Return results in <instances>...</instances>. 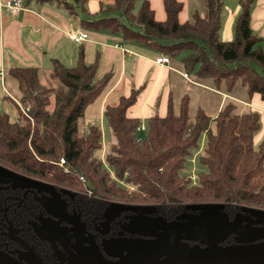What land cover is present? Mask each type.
Listing matches in <instances>:
<instances>
[{
  "label": "trees",
  "instance_id": "16d2710c",
  "mask_svg": "<svg viewBox=\"0 0 264 264\" xmlns=\"http://www.w3.org/2000/svg\"><path fill=\"white\" fill-rule=\"evenodd\" d=\"M137 1L113 0L101 9L106 17L83 23L119 33L123 41L156 49L168 59L180 58L186 75L215 91L232 96L239 88L264 103V53L261 38L250 28L253 0L241 2L231 42L219 40L224 0H203V16L194 13L183 23L178 20L182 4L177 0H163L166 17L161 22L146 0L135 13ZM116 13L125 23L113 16ZM40 71L24 66L5 73L16 84L18 114L11 120L0 113L1 164L69 188L87 189L92 197L154 204L169 213L191 203H222L229 216L239 207L264 210V136L257 149L253 141L261 126L257 112L240 113L239 105L227 99L213 117L201 107L191 116L188 94L177 106L171 94L166 115L148 118L146 134L139 138L141 121L127 115L137 97L132 91L103 109L114 142L101 161L95 157L102 147L99 126L82 127L87 106L103 88L95 79L96 64L85 63L79 51L72 67L52 60L46 82ZM203 136L201 168L192 181L184 167Z\"/></svg>",
  "mask_w": 264,
  "mask_h": 264
},
{
  "label": "crops",
  "instance_id": "0c3cea01",
  "mask_svg": "<svg viewBox=\"0 0 264 264\" xmlns=\"http://www.w3.org/2000/svg\"><path fill=\"white\" fill-rule=\"evenodd\" d=\"M21 1L23 8L17 13H11L0 6V113L8 114L6 103L12 104L16 110L18 106V100L10 95L14 86L16 91V84L5 74L9 68L30 66L48 72L54 59L66 67H72L78 59L79 51H82L85 63L96 64V81L103 83L100 94L85 110L82 127L83 123L89 127L97 125L102 132L103 124H106L102 114L105 106L116 105L121 97L136 91L135 103L128 109L127 115L141 121L138 136L143 129L146 134V120L154 115H166L171 94L177 106L182 95L188 94L192 102L193 92H197L199 100L195 103L196 108L201 107L206 111L211 100H216L215 109L209 116L213 117L227 99L239 105L240 113L249 110L257 112L261 129L254 136V143L264 136V103L258 95L248 97L238 88L235 94L227 96L211 89L207 82L191 79L188 75L184 77L181 63L173 59H169V64H157L155 61L165 56L156 49L123 41L119 33L113 34L84 25L83 22L88 20L106 17L101 14V9L111 5L113 0ZM146 1L153 10L155 20L164 21L163 0ZM177 1L182 4L178 15L180 23L189 21V15L192 17L194 13L203 16V0ZM242 1L247 0H224L220 41L233 40L235 21ZM113 16L125 23L118 13ZM250 28L261 38L264 53V0H253ZM68 32L85 33L87 39L80 44L74 43L67 38ZM190 90L192 94L186 93ZM95 120L97 124H93Z\"/></svg>",
  "mask_w": 264,
  "mask_h": 264
},
{
  "label": "flooded vegetation",
  "instance_id": "af4514ba",
  "mask_svg": "<svg viewBox=\"0 0 264 264\" xmlns=\"http://www.w3.org/2000/svg\"><path fill=\"white\" fill-rule=\"evenodd\" d=\"M0 166L21 176L11 178L0 172V252L19 264L132 260L141 249L127 251L128 243L155 241L163 233L161 228L187 222V213H197L186 210L187 204L169 213L154 204L100 199L1 163ZM94 200L99 202L94 204ZM126 206H145L148 212L128 211ZM240 208L228 215V220L240 213ZM229 239L223 245L233 243ZM180 243L185 249L195 245L187 239ZM166 258L160 255L154 264H167Z\"/></svg>",
  "mask_w": 264,
  "mask_h": 264
},
{
  "label": "water",
  "instance_id": "95a60500",
  "mask_svg": "<svg viewBox=\"0 0 264 264\" xmlns=\"http://www.w3.org/2000/svg\"><path fill=\"white\" fill-rule=\"evenodd\" d=\"M0 172L11 178L21 177L1 166ZM124 209L148 212L145 206ZM185 209L197 213H187V222L182 220L161 228L163 233L155 241L128 243L127 251L141 249L134 259L108 264H154L160 255L167 256V264H264V210L241 207L240 213L228 220L222 203H191ZM229 238L233 243L223 245ZM182 239L195 245L185 249L180 243ZM0 264L19 263L0 252Z\"/></svg>",
  "mask_w": 264,
  "mask_h": 264
},
{
  "label": "rangeland",
  "instance_id": "374dc122",
  "mask_svg": "<svg viewBox=\"0 0 264 264\" xmlns=\"http://www.w3.org/2000/svg\"><path fill=\"white\" fill-rule=\"evenodd\" d=\"M139 6H140V2L137 1L136 5H135V8H134V12L135 13L138 11ZM204 8H205V6H204ZM188 19H189V21H191V19H192L191 15H189ZM174 61H176L178 63H181L180 58H176V59H174ZM188 76L191 79H193V76L191 74L188 75ZM47 78H48L47 70H41L40 71V79H41V81L42 82H46ZM10 81H11V79H10ZM10 93H11L10 95H12V97H15V99H18L17 98V91H15V86L12 88ZM186 93L192 94L191 90L189 92H186ZM193 93L194 94H193L192 102H191V105H190V114H191V116H193L195 114V110H196V104L195 103H196V101L198 102V100H199V94L197 92H193ZM6 104H8L7 108H8V111H9L8 114H9L10 119H14L15 117H17L16 108L12 104H9V103H6ZM215 105H216V100H211V102L209 104V107L206 108L205 112L208 115H210V113H212L213 109H215ZM84 124H85V126H84ZM93 124H97V121L95 120V122ZM141 125H142V123H141ZM143 125H144V122H143ZM83 127H84V129H87V127H89V125H87L86 123H83ZM144 135H145L144 129L140 130L139 136L144 137ZM260 141H261V138L258 139L254 143V148L255 149H257V146H258ZM113 142H114V138L112 137V135H111L110 131L108 130L106 124H103V128H102V143H101L102 147L98 151L95 152V157L98 158L101 161H104V158H105V156H106V154H107V152H108V150L110 148V145ZM205 142H206V139L203 136L201 138V140L199 141V143H198L197 150L191 154L190 158L187 160V162L185 164L184 171H185L186 174H188V176L191 177L192 181L195 179L197 171L201 168L200 165L198 164V158L202 154V151H203V149L205 147ZM45 179H47V178H45ZM79 189H75V190L81 191L82 193H85V194H90L87 189H84V188H81L80 190ZM130 191H131V188H130ZM251 208H253V207H251Z\"/></svg>",
  "mask_w": 264,
  "mask_h": 264
},
{
  "label": "built area",
  "instance_id": "2783aa9c",
  "mask_svg": "<svg viewBox=\"0 0 264 264\" xmlns=\"http://www.w3.org/2000/svg\"><path fill=\"white\" fill-rule=\"evenodd\" d=\"M0 6L7 8L11 13H17L23 8V2L21 0H0ZM67 38L74 43L80 44L87 39V35L85 33L68 32ZM155 62L157 64H169V59L160 57ZM184 77H187V75L184 74ZM58 164L61 167L64 164V160L60 159ZM189 178L191 177L189 176ZM80 180L83 181L82 178Z\"/></svg>",
  "mask_w": 264,
  "mask_h": 264
}]
</instances>
